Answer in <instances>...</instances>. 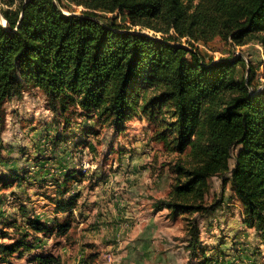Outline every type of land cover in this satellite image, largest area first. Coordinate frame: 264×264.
<instances>
[{
  "label": "trees",
  "instance_id": "1",
  "mask_svg": "<svg viewBox=\"0 0 264 264\" xmlns=\"http://www.w3.org/2000/svg\"><path fill=\"white\" fill-rule=\"evenodd\" d=\"M68 1L83 10L74 13L63 0H0L7 23H0V144L5 103L29 87L44 94L51 112L53 152L74 137V116L84 137L97 135V126L120 133L138 116L154 126L151 139L177 155L169 191L153 209L189 215L190 254L200 248L191 217L221 206L205 203L208 180L219 176L230 182L243 225L264 245V85L243 53L214 61L198 47L219 38L264 50V0ZM84 177L82 169H68L49 180L52 212L61 220L41 222L19 205L29 229H15L11 243H0V264H19L15 255L28 256L25 264H61L52 253L32 254L28 238L68 236L79 197L74 186ZM27 180L23 170L0 176L3 187Z\"/></svg>",
  "mask_w": 264,
  "mask_h": 264
},
{
  "label": "rangeland",
  "instance_id": "2",
  "mask_svg": "<svg viewBox=\"0 0 264 264\" xmlns=\"http://www.w3.org/2000/svg\"><path fill=\"white\" fill-rule=\"evenodd\" d=\"M63 2L74 13L83 10L68 0ZM62 11L70 14L67 8ZM114 15L105 14V17ZM135 29L139 30V27ZM198 47L207 58L214 61L230 57L232 52L237 56L243 53L256 69V81L264 85V50L259 43L230 46L215 38ZM73 121L75 124L70 129L75 133L74 137L67 143L59 144L53 152L50 139L55 136V132L44 94L29 87L19 99L13 98L5 103L0 176L22 168L28 180L21 188L14 185L3 187L0 183V243H11L10 239L16 237L13 232L15 229H29L18 210L20 204L30 211V217L41 222L50 223L55 217L63 219L64 215L55 216L52 212L49 200L52 187L48 182L51 178L61 177L63 174L60 172L81 169V163L86 162L88 169L84 180L74 186V192L77 191L79 197L72 213L73 224L68 236L32 234L28 238L35 244L32 254L41 251L52 253L65 260L62 264H66L65 247H69L70 242L69 248H72L73 254L69 263L73 262L74 256L85 260L90 254L102 255L106 261V255L110 254L114 258L112 264H122L117 258L121 249L116 250L112 245H125L124 240H127L132 230L136 235L134 242L139 245V235L148 229L145 242L153 247V261L149 264H161L156 260L158 255L155 256L159 251L166 259L169 258L168 262L162 264H204L203 261L210 264H264V245L254 230L243 225L240 204L233 195L229 180L223 185L222 180L226 176L210 178L206 187L205 203L208 205L220 200V208L211 215L195 214L191 217L192 221L195 218L200 229V248L192 257L186 248L189 215L172 217L168 210L157 212L150 206L153 199L166 197L172 183L169 166L177 156L167 153L151 139L154 126L134 116L120 133L114 132L111 127L97 126L93 130L98 132L97 135L84 137L80 134L81 127L76 124L75 116ZM69 132L68 129L67 135ZM127 153H135L139 158L127 156ZM131 164L138 167V174H133V181L137 185L132 188L126 187L124 178L126 173L130 174L128 169L132 167ZM230 165H233L232 159ZM131 193H140L142 200H131ZM138 208L143 211V220L133 215ZM114 209L120 216L111 220L114 217L108 215ZM115 225L119 232L111 237L110 231ZM86 248L87 254L82 253ZM27 259L28 256L19 258L16 255L13 258L19 264H25Z\"/></svg>",
  "mask_w": 264,
  "mask_h": 264
},
{
  "label": "crops",
  "instance_id": "3",
  "mask_svg": "<svg viewBox=\"0 0 264 264\" xmlns=\"http://www.w3.org/2000/svg\"><path fill=\"white\" fill-rule=\"evenodd\" d=\"M131 153H127V156H134V158H139L138 155H136L134 153V155H130ZM143 158L145 157L144 155L142 156ZM137 160V159H136ZM132 167L128 169V171L130 172V174H127L124 176L125 178V181L127 183L126 187H133L135 185H137L133 180V174H138L136 173L138 170L137 168V165L136 164H131ZM66 169V168H65ZM24 169H19V171H22ZM139 172V171H138ZM61 174H63V172H60ZM141 173V172H139ZM142 200V197H140V193H131V200H134V201H138V200ZM158 199H162V198H158ZM155 199L152 200V203H151V208L153 209V202H154ZM154 210V209H153ZM142 209L141 208H138L135 213H133V215L136 216L137 219L139 220H143L144 217H142ZM157 212H160L157 211ZM122 215V214H121ZM108 216H112L114 217L113 219L111 220H114V219H117L119 218L120 215L117 214V211L114 209L112 214L111 215H108ZM118 226L115 225V228H111V237L114 236V234L116 235V233H118ZM132 233L129 234V237L127 238V240H124V244L125 245H121V243L117 244V245H112L113 248H115L116 250H119L121 249L119 252V254L117 255V258L119 257L120 260L122 261V264H149L150 262L153 261V257H151V248L152 245H148L145 241H146V234L147 232H149V230H144V232L142 234L139 235L138 238H140V243H138L139 245H137L134 241H135V236L134 235V231L132 230L131 231ZM68 239V238H67ZM66 240V239H65ZM77 239H73L72 241H76ZM144 240V242H143ZM71 241V242H72ZM71 246L70 242H69V247ZM68 246L65 247V249L67 250V255H66V260H70L72 258V254H73V251H72V248H69ZM86 249H83L82 253H86ZM150 250V252H149ZM154 253V251L152 252ZM161 251L157 253H155V256L158 255V257L156 258L157 262H160L161 264L164 263V261H169V258H165L163 255L160 254ZM189 253V252H188ZM87 254V253H86ZM160 256V257H159ZM116 257V256H114ZM192 257H194L192 255ZM60 260H61V264L64 263L65 260H63L61 257H60ZM68 261H66V264H105L106 261H104V257L102 255H97L94 259L92 260H88V261H85L83 260V257L81 259H79L78 256H74V259L72 260L73 262L72 263H69ZM157 264V263H156Z\"/></svg>",
  "mask_w": 264,
  "mask_h": 264
},
{
  "label": "built area",
  "instance_id": "4",
  "mask_svg": "<svg viewBox=\"0 0 264 264\" xmlns=\"http://www.w3.org/2000/svg\"><path fill=\"white\" fill-rule=\"evenodd\" d=\"M81 169L82 171L85 172L88 169V163L86 162L81 163ZM113 262H114V258L110 254H107L105 264H112Z\"/></svg>",
  "mask_w": 264,
  "mask_h": 264
},
{
  "label": "water",
  "instance_id": "5",
  "mask_svg": "<svg viewBox=\"0 0 264 264\" xmlns=\"http://www.w3.org/2000/svg\"><path fill=\"white\" fill-rule=\"evenodd\" d=\"M66 15H68V14H66ZM1 18H2L3 22L0 20V23L2 24V26L6 27V24H7L6 20L2 17V15H1Z\"/></svg>",
  "mask_w": 264,
  "mask_h": 264
},
{
  "label": "bare ground",
  "instance_id": "6",
  "mask_svg": "<svg viewBox=\"0 0 264 264\" xmlns=\"http://www.w3.org/2000/svg\"><path fill=\"white\" fill-rule=\"evenodd\" d=\"M2 22H3V20H2Z\"/></svg>",
  "mask_w": 264,
  "mask_h": 264
}]
</instances>
